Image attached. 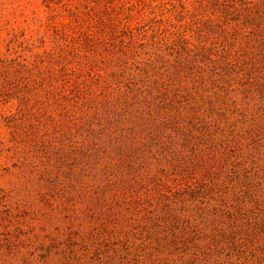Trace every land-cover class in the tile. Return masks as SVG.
<instances>
[{"label": "rangeland", "instance_id": "obj_1", "mask_svg": "<svg viewBox=\"0 0 264 264\" xmlns=\"http://www.w3.org/2000/svg\"><path fill=\"white\" fill-rule=\"evenodd\" d=\"M0 264H264V0H0Z\"/></svg>", "mask_w": 264, "mask_h": 264}]
</instances>
